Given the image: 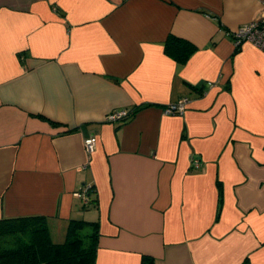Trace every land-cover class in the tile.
<instances>
[{"label": "crops", "instance_id": "obj_1", "mask_svg": "<svg viewBox=\"0 0 264 264\" xmlns=\"http://www.w3.org/2000/svg\"><path fill=\"white\" fill-rule=\"evenodd\" d=\"M262 16L264 0H0V218L44 216L54 242L96 222L94 264H264V52L229 36Z\"/></svg>", "mask_w": 264, "mask_h": 264}, {"label": "trees", "instance_id": "obj_2", "mask_svg": "<svg viewBox=\"0 0 264 264\" xmlns=\"http://www.w3.org/2000/svg\"><path fill=\"white\" fill-rule=\"evenodd\" d=\"M164 47L180 63L194 51L192 43L173 34ZM97 235L96 222L71 220L65 239L54 242L44 216L0 218V264H94ZM141 264L153 260L145 257Z\"/></svg>", "mask_w": 264, "mask_h": 264}, {"label": "built area", "instance_id": "obj_3", "mask_svg": "<svg viewBox=\"0 0 264 264\" xmlns=\"http://www.w3.org/2000/svg\"><path fill=\"white\" fill-rule=\"evenodd\" d=\"M234 45L239 48L243 43L248 42L264 52V16L253 19L239 26L235 31L229 33ZM189 98L186 96L180 97L176 101L168 103L163 108V113L166 115H181L186 109ZM130 115V110L119 109L108 113L105 117L106 121L114 122L127 118ZM97 138L91 134L84 138L83 144L87 153H92L96 147ZM192 163L196 168H200V159L193 158ZM80 195L86 198V192H81Z\"/></svg>", "mask_w": 264, "mask_h": 264}]
</instances>
